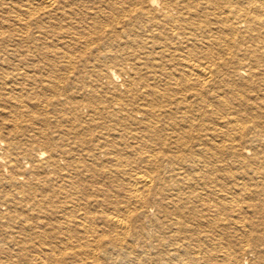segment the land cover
<instances>
[{"label":"bare ground","instance_id":"bare-ground-1","mask_svg":"<svg viewBox=\"0 0 264 264\" xmlns=\"http://www.w3.org/2000/svg\"><path fill=\"white\" fill-rule=\"evenodd\" d=\"M0 264H264V0H0Z\"/></svg>","mask_w":264,"mask_h":264},{"label":"rangeland","instance_id":"rangeland-1","mask_svg":"<svg viewBox=\"0 0 264 264\" xmlns=\"http://www.w3.org/2000/svg\"><path fill=\"white\" fill-rule=\"evenodd\" d=\"M4 249H7V247H3Z\"/></svg>","mask_w":264,"mask_h":264}]
</instances>
